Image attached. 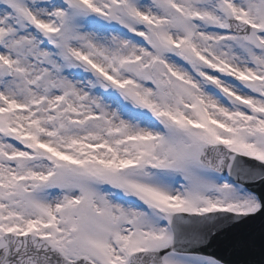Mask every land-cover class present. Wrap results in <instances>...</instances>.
<instances>
[{
  "label": "snow or ice",
  "instance_id": "obj_1",
  "mask_svg": "<svg viewBox=\"0 0 264 264\" xmlns=\"http://www.w3.org/2000/svg\"><path fill=\"white\" fill-rule=\"evenodd\" d=\"M257 186L264 0H0V264H264Z\"/></svg>",
  "mask_w": 264,
  "mask_h": 264
},
{
  "label": "water",
  "instance_id": "obj_2",
  "mask_svg": "<svg viewBox=\"0 0 264 264\" xmlns=\"http://www.w3.org/2000/svg\"><path fill=\"white\" fill-rule=\"evenodd\" d=\"M257 193H264V186H258V188L255 190ZM260 220L258 219L255 223H254V230H255V235H256V249L259 250V246H260ZM206 252H212V251H217V247L214 246L212 249H206L204 250ZM217 254H220L219 252H217ZM226 259H230L233 261H238V260H242V259H246V257L244 256H237V255H233V256H227L225 257ZM257 260L259 259L256 258Z\"/></svg>",
  "mask_w": 264,
  "mask_h": 264
}]
</instances>
